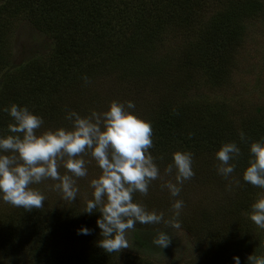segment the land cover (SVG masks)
<instances>
[{
    "label": "rangeland",
    "instance_id": "obj_1",
    "mask_svg": "<svg viewBox=\"0 0 264 264\" xmlns=\"http://www.w3.org/2000/svg\"><path fill=\"white\" fill-rule=\"evenodd\" d=\"M193 1L195 3L193 8L197 10L194 26L202 31H206L211 25L213 28L214 18L218 16L229 21L231 20L229 18L237 14L233 10L237 7V0ZM257 1L258 12L262 16L248 21L241 20L247 29L246 44L243 49H237L234 57L235 66L229 73V79L224 83L214 88L203 84L197 86L196 82L200 78L198 73L192 71L190 75L188 66L180 64V58L186 54L187 47L195 43L193 37L197 34L195 28L190 34L177 30L168 31L161 38L149 36L148 40L138 47L143 52L135 62L129 65L124 63L121 68L93 77L87 83L78 80V86L63 83V89L60 88L55 94L56 96L61 94L55 99L58 104L49 107L44 93H38L33 101L25 105L44 120L38 134L61 127L70 129L71 121L65 119L68 111H76L79 115L86 116L93 110L106 111L112 101L133 102L135 108L131 111L141 119L149 121L152 129H155L156 120L159 119L158 107L162 100H174V105L197 104L191 108L192 115L198 121L204 114L201 112L202 107L204 109L210 107L212 111L219 110L224 120L232 121L233 129L236 131L248 128L252 125L251 120L258 110L262 109L260 114L264 115V0ZM66 11L69 12L68 15L62 12L66 17L72 14L71 10ZM1 25L3 28L0 32V58L9 59V67L0 74V88L7 72H25L23 65L46 61L54 48V41L27 20L14 21L8 15L7 22L0 23ZM24 74L27 75V72ZM190 80L193 81L188 83ZM16 92L20 91L16 88ZM51 109L55 111L52 113ZM51 115L59 117L53 118ZM257 120L264 122L262 119ZM10 122L11 118L8 116L4 120L5 131L2 135L9 134L7 125ZM172 143L175 145V142ZM149 151L160 169V178L151 182L147 195L134 193L133 200L143 204L149 211L162 212L165 219H169L173 214L171 205L174 199L183 200L184 206L178 217L180 228L173 229L164 223L136 224L134 229L126 233L128 247L116 252L117 264H124L129 254L133 255V258L136 256L146 258L152 264H222L225 254L229 253L232 258L239 257L240 264H247V257L251 254L264 256V229L258 228L249 219L250 205L264 196V189L251 185L248 190L245 189L243 183L238 182L241 181L240 174L235 172L227 179L216 173L213 179L221 181L222 184L213 182V179L207 181L208 165L211 164L216 171L218 164V161L213 159L203 162L204 170L192 165L193 177L183 182L179 196L173 198L166 188H162L166 181L174 182V172L164 173L165 167L172 162L168 157L173 150H158V154H155L152 148ZM84 159L87 161L88 174L77 179L79 191L75 201L63 200L61 194L53 190L54 181L51 180L32 185L46 198L39 209L26 211L22 207H14L0 201V237L3 241L13 240L12 235L7 232L9 228L6 225L23 217V214L31 212L47 214L85 208L86 201L91 199L92 189L89 182L99 175L100 170L91 157L85 156ZM237 161L238 159L235 162ZM64 171L63 168L60 169L61 174ZM233 181L237 192L228 197L232 191L226 186L232 187ZM239 219L250 227L246 235L251 247L249 249L241 250L243 245L239 244V238L234 241L237 229L235 224ZM160 231H168L171 236L170 244L163 249L153 244V239ZM214 235L218 241L227 243L228 250H220L217 242L212 241ZM19 250L21 248L15 249V253L6 251L2 253L0 264H29L26 260L20 259ZM220 254L224 256L221 255L215 263L210 260Z\"/></svg>",
    "mask_w": 264,
    "mask_h": 264
},
{
    "label": "trees",
    "instance_id": "obj_2",
    "mask_svg": "<svg viewBox=\"0 0 264 264\" xmlns=\"http://www.w3.org/2000/svg\"><path fill=\"white\" fill-rule=\"evenodd\" d=\"M236 2L237 7L233 10L237 14L229 18L231 20L218 16L214 18L213 28L211 25L202 31L194 26L197 10L193 8V0H0L1 24L7 22L8 15L14 21L24 19L54 41L50 58L22 66L27 75L25 72H7L4 75L0 109L13 103L25 106L38 93H44L49 107H52V104H58L55 99L61 94H55L63 89V83L78 86V80L85 82L82 77L86 76L90 81L93 77L121 68L124 63L135 62L143 52L138 47L149 36L161 38L166 32L177 30L190 34L194 28L197 33L193 36L195 43L187 47L180 64L188 66L190 75L192 71L198 73L197 86L203 84L214 88L229 79V73L235 66L236 51L246 44L247 29L241 20L262 16L258 12L257 0ZM66 9L72 13L68 17ZM2 28L1 25L0 32ZM8 63L9 59L0 58V74L9 67ZM16 88L20 92H16ZM173 101L162 100L159 104V119L152 129L155 154L158 150H173L168 157L172 159L176 151H189L195 157L192 165L203 169V162L215 159L214 155L222 144L235 142L241 155L235 162L234 172L240 174L241 181L238 182L248 190L250 184L242 180V173L248 166L249 144L264 137V122L257 120H264V115L260 114L263 110L254 115L252 125L236 131L232 121L224 120L219 110L212 111L205 105L208 108L202 107L204 114L198 121L191 108L197 104L174 105ZM54 111L51 109L52 113ZM7 117V113L0 111L1 135L5 131L4 120ZM241 131L245 134L244 142L239 138ZM216 173L213 166L208 165L207 181ZM213 182L219 181L213 179ZM219 183L222 184L221 181ZM234 184L233 181L232 193L228 197L237 192ZM83 211L67 209L47 214H23V217L6 225L13 240L3 241L0 237V255L5 251L15 253V249L21 248L20 259L29 264H117L116 252L108 253L98 246L101 237L95 220L99 214L89 215ZM236 221L234 241L240 239L241 250L251 248L246 236L250 227L241 219ZM81 227L89 228L91 234H78ZM212 241L217 242L221 251L228 250L227 243L218 241L216 235L212 236ZM221 255L210 260L215 263ZM132 256L127 255L124 264H152L146 258L136 256L135 259ZM222 264H233L231 253L225 254Z\"/></svg>",
    "mask_w": 264,
    "mask_h": 264
},
{
    "label": "clouds",
    "instance_id": "obj_3",
    "mask_svg": "<svg viewBox=\"0 0 264 264\" xmlns=\"http://www.w3.org/2000/svg\"><path fill=\"white\" fill-rule=\"evenodd\" d=\"M82 79L88 82L86 76ZM134 108L131 101H112L106 111L93 110L86 116L68 111L65 119L71 121L70 129L61 127L39 134L44 120L26 106L13 103L0 109L11 118L7 125L9 134L0 135V201L26 211L39 209L46 198L32 185L44 180L54 181L52 188L63 200L75 201L79 191L77 179L88 174L84 159L88 156L96 162L100 173L89 182L91 199L86 201L83 213L99 214L95 224L100 230L101 239L97 243L101 249L108 253L126 249V233L136 224L164 223L173 229L180 228L178 217L183 200L174 199L169 219L162 212L149 211L133 200L134 193L147 195L151 182L160 178V169L149 151L153 147L151 123L135 115L131 111ZM239 138L245 141L243 131ZM248 152V166L242 180L264 189V137L250 143ZM240 155L235 142L222 144L215 153L217 174L225 179L230 177ZM192 163L193 154L189 151L172 154V162L164 173L174 172V182L166 181L162 185L171 197H178L183 182L193 177ZM61 168L65 170L63 174ZM226 187L231 190V185ZM249 219L264 229V196L250 205ZM77 232L91 234L87 227ZM170 242L168 231L158 232L153 239L160 249L168 247ZM232 259L233 264H240L239 257ZM247 264H264V256L251 254Z\"/></svg>",
    "mask_w": 264,
    "mask_h": 264
}]
</instances>
